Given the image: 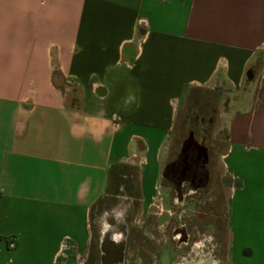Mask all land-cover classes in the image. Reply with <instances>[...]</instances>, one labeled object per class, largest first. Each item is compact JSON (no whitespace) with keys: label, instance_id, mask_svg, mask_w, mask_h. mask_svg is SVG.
I'll use <instances>...</instances> for the list:
<instances>
[{"label":"crops","instance_id":"0c3cea01","mask_svg":"<svg viewBox=\"0 0 264 264\" xmlns=\"http://www.w3.org/2000/svg\"><path fill=\"white\" fill-rule=\"evenodd\" d=\"M263 51L264 0H0V264H86L121 190L162 211L177 115L215 80L227 260L264 264Z\"/></svg>","mask_w":264,"mask_h":264},{"label":"flooded vegetation","instance_id":"af4514ba","mask_svg":"<svg viewBox=\"0 0 264 264\" xmlns=\"http://www.w3.org/2000/svg\"><path fill=\"white\" fill-rule=\"evenodd\" d=\"M181 143L180 151L165 162L164 208L150 214L133 203L127 191L105 196L95 210V264H161L159 247L168 244L169 264H225L227 243L218 237L226 215L215 210V182L211 149L205 135ZM91 250L86 260L89 263Z\"/></svg>","mask_w":264,"mask_h":264},{"label":"rangeland","instance_id":"374dc122","mask_svg":"<svg viewBox=\"0 0 264 264\" xmlns=\"http://www.w3.org/2000/svg\"><path fill=\"white\" fill-rule=\"evenodd\" d=\"M259 62L264 68V51L260 55ZM258 72L259 71H256V73ZM234 98L236 97L231 95V91L228 88L225 86L220 87V85L219 87L210 85L193 90L190 96H188L185 107L181 109L177 115L175 126L170 133L166 149V151L168 150L166 153V160L168 161L176 157L180 151L182 141L187 137L189 138L190 132L194 133L196 137L201 134L205 135L206 138L204 139L206 140V145L211 149V175L215 179V182L211 183L210 186L215 190V210L219 213H224L226 208V191L218 183L222 170L219 156L225 150V140L227 138L226 125L221 118V112L228 106L232 99L234 100ZM161 182L163 186L162 194H164L165 183L162 179ZM93 233H95L94 226ZM217 233L218 237L221 238L224 243H227L228 233L224 226V221L219 223ZM95 251V240L93 237L88 264H95ZM158 255L161 264H169L172 257L170 246L165 244L159 247ZM223 260L225 264H229L227 257Z\"/></svg>","mask_w":264,"mask_h":264},{"label":"trees","instance_id":"16d2710c","mask_svg":"<svg viewBox=\"0 0 264 264\" xmlns=\"http://www.w3.org/2000/svg\"><path fill=\"white\" fill-rule=\"evenodd\" d=\"M248 74H249V75H252V74H253V71H252L251 68L248 70ZM219 85H220L219 80H215V81L213 82V84H212V86H214V87H219ZM221 86H223V85H220V87H221ZM195 89H196V88H194V89H192V90L190 91L189 96H190V94L192 93V91L195 90Z\"/></svg>","mask_w":264,"mask_h":264},{"label":"water","instance_id":"95a60500","mask_svg":"<svg viewBox=\"0 0 264 264\" xmlns=\"http://www.w3.org/2000/svg\"><path fill=\"white\" fill-rule=\"evenodd\" d=\"M192 140V134L189 136V138L187 139L188 142H190Z\"/></svg>","mask_w":264,"mask_h":264}]
</instances>
